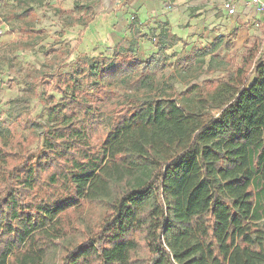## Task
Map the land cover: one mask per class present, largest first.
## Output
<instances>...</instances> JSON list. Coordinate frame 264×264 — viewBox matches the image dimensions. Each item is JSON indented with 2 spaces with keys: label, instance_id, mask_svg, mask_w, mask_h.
I'll list each match as a JSON object with an SVG mask.
<instances>
[{
  "label": "trees",
  "instance_id": "16d2710c",
  "mask_svg": "<svg viewBox=\"0 0 264 264\" xmlns=\"http://www.w3.org/2000/svg\"><path fill=\"white\" fill-rule=\"evenodd\" d=\"M100 2L53 7L63 32L82 26L74 49ZM261 32L235 65L221 54L227 35L178 59L179 73L207 58L221 73L174 95L153 94L168 51L187 45L164 25L146 60L135 56L136 31L112 57L86 56L74 76L55 72L60 124L45 145H16L12 124L0 132V264H264ZM83 94L106 107L129 100L108 107L118 111L97 129L79 119L92 107Z\"/></svg>",
  "mask_w": 264,
  "mask_h": 264
},
{
  "label": "rangeland",
  "instance_id": "374dc122",
  "mask_svg": "<svg viewBox=\"0 0 264 264\" xmlns=\"http://www.w3.org/2000/svg\"><path fill=\"white\" fill-rule=\"evenodd\" d=\"M74 3L75 0H0V132L7 125L15 126L16 145L30 148L39 144L45 145L46 131L59 126L60 116L50 109L55 102L61 101V95L53 87L55 72L74 76L78 67H83L86 56L112 57L116 49L128 46L127 41L113 46L105 42L101 44L99 34L101 38L107 33L112 34L114 19L117 23L119 18L116 13L127 11L134 4V0H128L118 6L111 0H101L96 7V20L85 30L77 49L74 47L82 26H75L63 32L59 16L53 9L57 6L69 10L74 7ZM28 8H33L36 15L25 18L16 16ZM102 17L104 28H100ZM127 17V21L131 23L133 37L136 14L130 12ZM140 29L143 33L144 29ZM254 31V34H248L245 41L242 40L238 29L227 34L232 48L221 51L227 61L233 62L234 65L240 63V54L262 36L261 26L254 27ZM151 33L152 31L148 30L144 36L147 38L144 43L150 49L157 47V40L150 36ZM185 48L180 45L168 51L172 55L171 65L160 74V85L153 94H179L194 83L209 82L220 75L221 71H208L209 58L206 59L203 70L179 73L177 60L186 57L188 51ZM86 95L88 94H83V97ZM84 99L92 103L91 112L85 116L80 115L79 119L85 124L97 121V129L99 120L109 128L113 114L118 111L108 107L118 106L122 101L129 100L123 95L115 96L110 98L106 107L96 103L95 98L90 96Z\"/></svg>",
  "mask_w": 264,
  "mask_h": 264
},
{
  "label": "crops",
  "instance_id": "0c3cea01",
  "mask_svg": "<svg viewBox=\"0 0 264 264\" xmlns=\"http://www.w3.org/2000/svg\"><path fill=\"white\" fill-rule=\"evenodd\" d=\"M237 9L236 15H228L222 9V0H134V4L127 11L116 13L119 18L117 23L114 19L112 34L107 33L102 38L99 34V43L105 42L112 46L120 45L123 41L129 43L136 37L135 32L138 30L141 32L140 28H143L144 32L138 38L139 45L135 52L136 58L143 61L157 49L156 46L151 49L147 47L144 43L147 38L144 36L148 30L156 31L157 34L160 31V25H164L186 41L185 50L188 54L194 48L206 46L217 37L226 36L234 29L239 30L242 40L245 41L249 33L254 34V27L257 28L256 22H260L261 26L264 24V16L256 15L253 7L244 3L243 0L239 1ZM130 12L136 14L137 20L133 25V37L131 23L127 21V15ZM20 14L16 16L19 17ZM103 19V17L100 18L101 22L99 20L100 28H104ZM94 21L90 25H93ZM154 38L157 39V37ZM180 45L184 46L182 44L177 46ZM190 46L191 49L188 50Z\"/></svg>",
  "mask_w": 264,
  "mask_h": 264
},
{
  "label": "built area",
  "instance_id": "2783aa9c",
  "mask_svg": "<svg viewBox=\"0 0 264 264\" xmlns=\"http://www.w3.org/2000/svg\"><path fill=\"white\" fill-rule=\"evenodd\" d=\"M240 0H222V9L233 16L238 12V3ZM244 3L253 7L256 15L264 16V0H243ZM256 26H261L260 22H256ZM156 40V39H155Z\"/></svg>",
  "mask_w": 264,
  "mask_h": 264
},
{
  "label": "water",
  "instance_id": "95a60500",
  "mask_svg": "<svg viewBox=\"0 0 264 264\" xmlns=\"http://www.w3.org/2000/svg\"><path fill=\"white\" fill-rule=\"evenodd\" d=\"M116 6L125 4L128 0H111Z\"/></svg>",
  "mask_w": 264,
  "mask_h": 264
}]
</instances>
